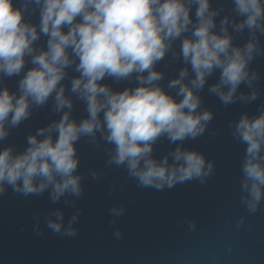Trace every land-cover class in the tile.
I'll use <instances>...</instances> for the list:
<instances>
[{"label":"clouds","instance_id":"clouds-1","mask_svg":"<svg viewBox=\"0 0 264 264\" xmlns=\"http://www.w3.org/2000/svg\"><path fill=\"white\" fill-rule=\"evenodd\" d=\"M212 2L0 0V142L50 100L52 113L61 114L30 133L24 150L0 148V195L6 187L24 196L49 191L53 204L65 198L66 205H74L66 197L83 194L76 147L82 138L96 147L101 140L111 145L107 164L126 168L141 187L163 190L191 180L206 182L214 162L183 146L202 136L214 118L213 111L201 107L200 93L219 72L208 92L223 105L256 101L260 75L251 64L264 56L259 39L264 35V0H230L219 24L225 9ZM37 14L34 23L31 17ZM245 32L246 42L235 44ZM169 54L185 66L165 86L166 73L157 65ZM70 72L77 75L70 77L69 87L63 81ZM13 77H19L14 91L5 84ZM106 78L130 86L114 90L102 83ZM241 84L250 91L237 94ZM76 100L87 113L79 121L72 115ZM258 113L245 112L229 123L233 138L246 146L240 202L249 214L264 203V104ZM162 139L176 147L158 158L154 146ZM81 211L65 224L64 212L55 209L45 217L46 226L75 236ZM109 211L120 217L125 209L121 205ZM243 223L241 217L238 226ZM195 228L190 221L189 229Z\"/></svg>","mask_w":264,"mask_h":264},{"label":"water","instance_id":"water-1","mask_svg":"<svg viewBox=\"0 0 264 264\" xmlns=\"http://www.w3.org/2000/svg\"><path fill=\"white\" fill-rule=\"evenodd\" d=\"M212 6L225 9L217 18L219 24L231 7L230 0H213ZM31 19L38 23V14ZM247 38V32L238 34L234 43L243 45ZM259 39L264 47V35ZM184 66L173 61L171 54L165 56L157 65L166 73L162 83L166 86ZM251 68L260 75V96L254 102L237 101L225 106L210 94L208 87L218 81L219 72L209 77L200 93L201 107L213 111L214 118L202 136L185 140L183 146L198 150L214 162V172L206 182L191 180L163 190L141 187L128 176L126 168L107 164L111 145L101 140L96 147L82 138L76 147L83 194L66 197L74 200V205H66L65 198L53 204L49 191L24 196L6 187L0 195V264H264V203L256 213L249 214L240 202L246 146L233 138L229 128V123L245 112L258 115V107L264 104V56L254 59ZM72 75L77 74L70 72L69 79L63 81L69 87ZM18 79L6 78L5 84L14 91ZM102 83L114 90L130 86L129 82L115 83L107 78ZM248 91L241 84L237 94ZM84 108L81 101L74 102L72 115L78 121L87 115ZM51 109L50 100L34 110L28 120L11 130L6 141L0 142V148L15 145L17 151L24 150L30 133L60 118L61 114ZM175 147L162 139L154 146V155L162 158ZM92 171L100 173L99 177L93 178ZM121 205L124 214L113 217L109 210ZM55 209L64 212L65 224L77 209L82 210L74 224L78 230L75 236H62L47 228L45 217ZM241 217L244 223L238 226ZM193 220L196 228L190 230ZM117 230L122 233L120 238L114 235Z\"/></svg>","mask_w":264,"mask_h":264}]
</instances>
